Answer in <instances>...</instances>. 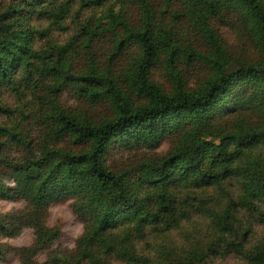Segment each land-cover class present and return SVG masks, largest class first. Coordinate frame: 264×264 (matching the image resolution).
Returning <instances> with one entry per match:
<instances>
[{
  "label": "trees",
  "instance_id": "trees-1",
  "mask_svg": "<svg viewBox=\"0 0 264 264\" xmlns=\"http://www.w3.org/2000/svg\"><path fill=\"white\" fill-rule=\"evenodd\" d=\"M56 1L0 0V116L18 115L0 122V198L26 202L0 214V259L204 264L238 252L264 264V239L245 249L243 219L264 223V0H118L66 44L38 50L45 32L33 19L59 21L65 3L54 10ZM8 87L29 89L35 107L3 104ZM232 178L240 193L204 209L208 245L185 257L164 248L157 262L139 253L147 230L162 237L192 219L180 188ZM60 199L83 220L72 249L55 247L62 228L48 223ZM24 228L32 244L2 241Z\"/></svg>",
  "mask_w": 264,
  "mask_h": 264
},
{
  "label": "rangeland",
  "instance_id": "rangeland-1",
  "mask_svg": "<svg viewBox=\"0 0 264 264\" xmlns=\"http://www.w3.org/2000/svg\"><path fill=\"white\" fill-rule=\"evenodd\" d=\"M62 3H65V5L59 21L49 14L33 19V25L38 30L45 32L43 38H38L36 44L38 50H47L53 46L66 44L72 40L81 25L90 20L105 19V14L109 12L110 8L115 10L120 8L118 0H111L103 5H96L93 0H57L53 7L54 10H57ZM225 31L228 37L232 39V32L228 29H225ZM1 102L12 110L22 108L31 110L35 107L33 95L26 88L8 87L2 92ZM68 102L72 104L73 100H68ZM17 118L18 115L13 117L4 115L0 116V122L9 124L16 121ZM158 150L160 153H164L168 150V145L165 143ZM238 193H240V187L238 179L235 178L225 181L221 186H213L204 190H195L193 187L180 188L178 193L180 202L183 205L193 204V208H191L193 211L192 219L184 222L182 227L168 231L162 237L156 232L147 230L144 238L137 241L139 253L157 262L161 259L164 248L173 247L179 253L172 252L180 257L188 256L194 251L195 247L204 248L209 242H205L199 237L211 234L207 229L209 220L204 212L205 207L213 202L212 198L215 199L220 195L236 197ZM25 204L24 200L8 201L0 198V214L20 210ZM248 218V216L243 218L244 224L252 226V235L247 248H245L246 251L252 250L264 239V223L258 220L249 222ZM48 223L50 226L60 225L62 228V236L55 242V247L61 245L69 249L74 248L84 229L83 220L74 211L71 199H60L51 203ZM34 239V230L24 228L19 234L13 237H5L2 241L14 247H19L32 244ZM45 257L46 252H41L38 256L39 260H44ZM0 264H20V259L14 251H11L6 258L0 259ZM110 264L128 263L114 259ZM204 264H246V258L244 253H224L221 256H212Z\"/></svg>",
  "mask_w": 264,
  "mask_h": 264
}]
</instances>
